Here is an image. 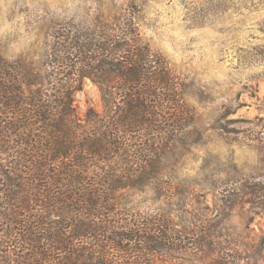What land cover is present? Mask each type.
<instances>
[{"label": "rangeland", "instance_id": "1", "mask_svg": "<svg viewBox=\"0 0 264 264\" xmlns=\"http://www.w3.org/2000/svg\"><path fill=\"white\" fill-rule=\"evenodd\" d=\"M123 28L134 35L116 45L105 39L122 38ZM80 45L88 52L79 55ZM137 50L157 59L174 91L159 86L158 64L137 87H122L114 76ZM83 58H90L84 66L78 64ZM0 73L16 82L10 98L18 100L20 114L9 116L0 104V118L8 122L0 133V171L22 178L26 191L33 160L53 156L50 148L35 154L18 138L43 136L39 124L35 132L26 126L35 123L33 103L52 105L64 89L70 129L83 138L107 135V162L89 156L65 162L82 172L75 192L87 188L102 196L105 173L124 178L107 215L165 245L152 251L144 245L124 258L112 245L104 257L109 263L264 264V0H0ZM141 98L145 112L129 115L127 104ZM126 118L130 126H121ZM19 151L27 157L26 174H19ZM59 183L47 178L44 193L66 184ZM12 184L0 175L1 212L16 204L7 192ZM42 205H20L18 220L39 215ZM5 216L0 264H8L15 248L4 232ZM200 241L207 245L196 247ZM98 258L93 254L91 264Z\"/></svg>", "mask_w": 264, "mask_h": 264}, {"label": "trees", "instance_id": "2", "mask_svg": "<svg viewBox=\"0 0 264 264\" xmlns=\"http://www.w3.org/2000/svg\"><path fill=\"white\" fill-rule=\"evenodd\" d=\"M126 29L127 28L122 29V38H118V36L114 35L106 37L105 39L109 41L110 38L112 44L114 43V45H116V41L122 42V40L126 38H131L134 35L133 32H128V29ZM129 42L135 41L129 39ZM129 42L126 44L128 47L134 46L135 43L137 45V42L128 45ZM97 43L99 45L100 41H97ZM76 48L79 55L88 52L84 45L77 46ZM95 50L97 49H94V51ZM87 61H90V58H83L78 64H83L84 66ZM104 64H106V62H104ZM157 64V59L154 60V57H152L149 52L137 50L133 52V55L127 60L125 66L122 67V65H120L118 67L120 70L121 68H125V71H119L117 69L118 73L114 77L120 79L122 87L128 85L137 87L138 84L144 81V72H146L147 76H149V73L153 74L156 70ZM158 65L160 71L156 77L159 78V83H161L159 86L161 89L174 91L175 89L171 83H169L168 76L162 71L163 67L160 63ZM145 67L147 68L145 69ZM151 69L153 70L151 71ZM1 74L3 73H0V80H3ZM62 75L63 74H61V76ZM86 76L87 75L81 76V78ZM19 80H21V78ZM80 80L79 77V82ZM5 82H7L6 85H4ZM23 82H30V80L27 79L26 81V78H23ZM13 84L15 86L16 82ZM13 84L12 80L8 83L7 79L6 81L3 80L0 82V104L4 110H10L8 112L9 116H14L15 114L18 118V116H20L19 111L14 107L15 103H18V100H14L12 97L10 98L12 93L10 86ZM148 93L149 91L145 90L141 95L145 96V94ZM34 94L36 96V93ZM57 94H59L60 97H56L55 100H52L53 106L50 104L49 106L45 105L44 102L42 106L39 100L32 105L31 115L32 120L35 121V123L29 125V127L28 125L26 126L29 130L35 132L34 125L39 124L43 136L38 135L31 140L22 139L21 135L18 136L21 142H24V147L29 144L32 150L35 151V154L45 153L49 148L50 152L53 153V156L50 158L48 157L46 159L40 155V159L37 161L33 160L31 170H28L27 180V184L28 186H31V188L26 191L25 188L20 185L24 180L18 177V175H16V179H10L8 173L0 171V175L8 178L9 183H14L9 186L7 192L9 196L14 198V201L16 199V204L14 205L7 203V205L10 206V209H13L4 211L8 212V214L0 211V215L2 214L3 217L4 215H7L4 219L7 221L6 224H8V226L5 225V235L9 236L7 237L8 241H11V239L14 240L15 246L14 250L9 253L10 257L7 258L9 259L7 263L83 264L84 261L87 260L88 263L86 264H91L94 262L93 254H98L99 258L95 261V264H112L104 259L106 256V249L112 245H115L114 248L118 251L119 258H124L123 255L127 253L128 255H138L137 252L142 249L144 245L145 250L152 251L164 249L165 245L157 243L150 237L139 235L141 234V231L138 226L136 228L135 226L121 227L120 223L114 221V217H111L110 214L107 215V213L112 212L111 208L114 205L113 202L112 204L109 202V200L114 201L112 195L125 187V185L122 186L124 178L117 179L118 177H116L115 173H105L106 178L102 181L105 193H103L102 196L100 195V191L95 192V190L87 188L82 194H77L75 192L77 186L80 183H84V178L81 175L82 172L80 170L79 172L70 170V167H67L65 162L71 161L78 164V162L84 161L83 156H89L85 160L93 162V159H95L96 164L101 161H104L105 163L108 161L107 158L111 151L108 148V139L105 133H100L98 138L95 137L90 139L88 136L83 138L82 135L77 134V131L70 129V126L66 124L64 120V118L70 114V108H68L70 101L67 98L68 92L62 89V91ZM32 100L33 98L30 101ZM144 100L145 99L141 98L139 102L130 101L127 104L129 115H133V110L136 108H141L143 112H145L144 109L147 107L144 105L146 103ZM54 105L56 107H54ZM49 116L56 120L50 119ZM128 120L130 119L126 118V121L121 122L120 124L123 123L121 126H124L125 124L127 127L130 126L131 123H127ZM6 124H8V122H6L4 118H0V133L3 132V129L5 128L3 126ZM9 128L11 127L8 126L7 129ZM25 129L26 127L24 126L23 130ZM25 137L26 136H23V138ZM76 141L78 142L76 143ZM112 144L114 145L115 143ZM16 154L15 157L19 160L17 163L21 170H19V174L23 172H25L23 174H26L27 170L22 167V164L25 165V163L28 162L24 161L27 157L20 151ZM49 166L57 168H54L51 171L48 169ZM21 167L23 169H21ZM62 168L66 169L64 173H61L60 170H58ZM44 173H46L47 176H45ZM41 174H43V176ZM59 176L61 179H59ZM47 178L54 183L61 181L62 183H59L60 185L65 182L66 184H64L62 188L56 184V186H58L56 187L57 191H54V188H52L44 193L43 189L45 190L46 185L44 184L47 181ZM126 178H128V176H126ZM74 185H76L75 189L73 188ZM23 193H25L24 197L20 195ZM28 196H30V198ZM104 196L106 198H104ZM20 197L21 200H19ZM102 198L105 199H103V202L101 200ZM35 202L43 204L40 206V214L37 215V213H35L32 215V219L29 220L26 218V220L20 222L18 220L19 216H17L19 206H23L26 210H32L31 205ZM97 219H99L98 222L96 221ZM67 231H70L69 235H66ZM115 239L116 242L114 241ZM93 242H95L94 245ZM201 244L202 246L207 245L203 241H200L199 244L195 243L194 245L197 247ZM22 247L24 248L22 249ZM25 247H29L28 251ZM98 249L99 251L96 253ZM51 252L54 253L53 257H51ZM55 254L57 255L54 256ZM100 255L102 256L100 257ZM3 258L4 257L2 256L1 259Z\"/></svg>", "mask_w": 264, "mask_h": 264}]
</instances>
